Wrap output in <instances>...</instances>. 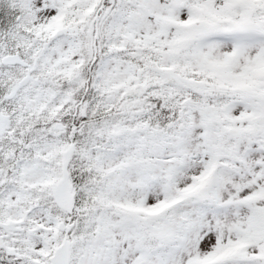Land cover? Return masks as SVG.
Segmentation results:
<instances>
[{
  "label": "snow or ice",
  "instance_id": "obj_1",
  "mask_svg": "<svg viewBox=\"0 0 264 264\" xmlns=\"http://www.w3.org/2000/svg\"><path fill=\"white\" fill-rule=\"evenodd\" d=\"M0 264H264V0H0Z\"/></svg>",
  "mask_w": 264,
  "mask_h": 264
}]
</instances>
